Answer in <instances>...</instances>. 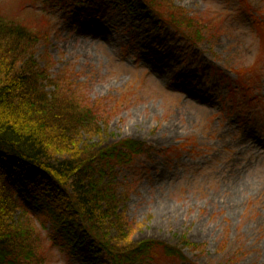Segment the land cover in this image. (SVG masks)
<instances>
[{
    "label": "rangeland",
    "instance_id": "rangeland-1",
    "mask_svg": "<svg viewBox=\"0 0 264 264\" xmlns=\"http://www.w3.org/2000/svg\"><path fill=\"white\" fill-rule=\"evenodd\" d=\"M174 4L211 28L206 41L189 43L142 0H0V13L48 22L36 55L65 89L101 102L107 127L93 141L144 144L116 170L118 192L133 241L183 247L184 260L160 250L156 264H264V0ZM18 198L44 238L39 264H110L92 238L54 234L37 196Z\"/></svg>",
    "mask_w": 264,
    "mask_h": 264
},
{
    "label": "trees",
    "instance_id": "trees-1",
    "mask_svg": "<svg viewBox=\"0 0 264 264\" xmlns=\"http://www.w3.org/2000/svg\"><path fill=\"white\" fill-rule=\"evenodd\" d=\"M44 1L73 6L84 0ZM131 1L119 3L129 7ZM139 9L158 16L194 45L210 37L202 18L190 16L174 0H142ZM43 20L36 28L29 20L0 13V264H39L41 259L44 238L18 198L21 190L43 201L54 234L71 245L92 238L110 264H156L160 250L164 257L184 260L183 247L131 239L116 170L143 154L144 144L122 139L103 147L93 141L107 127L101 102L88 103L68 89L71 83L65 89L59 75L51 73L46 52L40 63L37 47L50 33ZM53 183L55 192L50 191ZM71 221L81 223L80 234Z\"/></svg>",
    "mask_w": 264,
    "mask_h": 264
}]
</instances>
